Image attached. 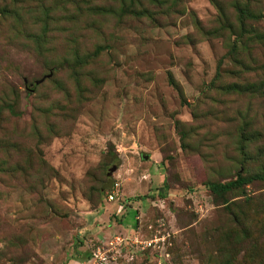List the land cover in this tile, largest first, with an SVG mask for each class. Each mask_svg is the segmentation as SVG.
Segmentation results:
<instances>
[{
	"label": "rangeland",
	"instance_id": "rangeland-1",
	"mask_svg": "<svg viewBox=\"0 0 264 264\" xmlns=\"http://www.w3.org/2000/svg\"><path fill=\"white\" fill-rule=\"evenodd\" d=\"M236 2L0 0V264H86L116 234L158 241L108 264H264V182L211 190L264 175Z\"/></svg>",
	"mask_w": 264,
	"mask_h": 264
},
{
	"label": "trees",
	"instance_id": "trees-1",
	"mask_svg": "<svg viewBox=\"0 0 264 264\" xmlns=\"http://www.w3.org/2000/svg\"><path fill=\"white\" fill-rule=\"evenodd\" d=\"M252 1L253 0H245L243 4H239L236 2L233 6L237 30L232 33L233 37L235 38V41L233 40L229 49V54L231 55L236 54L240 50H244L250 54L252 48L255 47L258 49L257 46H261L264 44V34L261 36H256L257 30L253 29L252 25L249 24V22L256 24L257 22L262 20L261 15L257 14L251 9L250 6L252 5ZM230 27L231 26H228L229 31H231ZM249 92H253L251 87L249 88ZM254 181L264 182V175H252L244 178L238 176L235 180L229 181L220 186L211 185V190L213 192L229 191L232 189H238L241 186ZM87 257L89 258V256Z\"/></svg>",
	"mask_w": 264,
	"mask_h": 264
},
{
	"label": "built area",
	"instance_id": "built-area-1",
	"mask_svg": "<svg viewBox=\"0 0 264 264\" xmlns=\"http://www.w3.org/2000/svg\"><path fill=\"white\" fill-rule=\"evenodd\" d=\"M116 184L111 186L106 192L105 197L108 201H112L116 193ZM121 210V205L117 206V212ZM158 238L155 237L146 241H140L136 237L130 239L126 236L114 235L110 240L107 241L105 246L95 247L91 252L90 256L86 261V264H108L110 260L114 259V255H120V251L126 248H131L132 245H140L141 249L155 246Z\"/></svg>",
	"mask_w": 264,
	"mask_h": 264
},
{
	"label": "water",
	"instance_id": "water-1",
	"mask_svg": "<svg viewBox=\"0 0 264 264\" xmlns=\"http://www.w3.org/2000/svg\"><path fill=\"white\" fill-rule=\"evenodd\" d=\"M48 76H44L42 77L40 80L36 81L35 84H39L40 82H42L45 78H47ZM145 159V157H144ZM115 168L112 166L111 168L107 169L105 172L106 178L109 179L110 175H111V171H113ZM110 181L107 180L106 184H104L101 188H100V192H102L104 189H108L110 187Z\"/></svg>",
	"mask_w": 264,
	"mask_h": 264
}]
</instances>
